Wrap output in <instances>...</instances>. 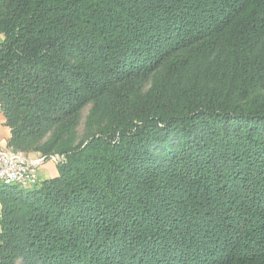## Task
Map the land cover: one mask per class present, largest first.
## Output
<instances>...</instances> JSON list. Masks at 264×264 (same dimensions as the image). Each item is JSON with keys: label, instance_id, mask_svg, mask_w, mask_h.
I'll use <instances>...</instances> for the list:
<instances>
[{"label": "trees", "instance_id": "16d2710c", "mask_svg": "<svg viewBox=\"0 0 264 264\" xmlns=\"http://www.w3.org/2000/svg\"><path fill=\"white\" fill-rule=\"evenodd\" d=\"M0 264H264V0H0ZM89 107L84 134L77 135Z\"/></svg>", "mask_w": 264, "mask_h": 264}, {"label": "built area", "instance_id": "2783aa9c", "mask_svg": "<svg viewBox=\"0 0 264 264\" xmlns=\"http://www.w3.org/2000/svg\"><path fill=\"white\" fill-rule=\"evenodd\" d=\"M57 162L55 155L36 152L30 156L19 149L0 148V184H17L23 187L38 182V170L47 161Z\"/></svg>", "mask_w": 264, "mask_h": 264}, {"label": "crops", "instance_id": "0c3cea01", "mask_svg": "<svg viewBox=\"0 0 264 264\" xmlns=\"http://www.w3.org/2000/svg\"><path fill=\"white\" fill-rule=\"evenodd\" d=\"M3 39V35L0 34V42ZM9 137H10V128L5 124V119L4 116L0 110V148H12L9 146L8 141H9ZM36 152H32L29 153L28 155L32 156L34 155ZM51 167L45 165H42L40 167V169L38 170V179L39 180H43L46 179L48 177L53 176L54 174H50L51 172ZM1 209V206H0Z\"/></svg>", "mask_w": 264, "mask_h": 264}, {"label": "rangeland", "instance_id": "374dc122", "mask_svg": "<svg viewBox=\"0 0 264 264\" xmlns=\"http://www.w3.org/2000/svg\"><path fill=\"white\" fill-rule=\"evenodd\" d=\"M88 106L87 107H85L83 110H82V114H81V119H80V123H79V125H78V127H77V135H78V137L79 138H81L82 136H83V134H84V120H85V116H86V114H87V111H88ZM39 153V152H38ZM56 157H57V162L55 163L54 161H52V160H47L43 165H47V166H49V167H51L52 169H51V172H50V174L52 175V174H56L57 173V163H58V161H60V159H61V157L59 156V155H55Z\"/></svg>", "mask_w": 264, "mask_h": 264}]
</instances>
